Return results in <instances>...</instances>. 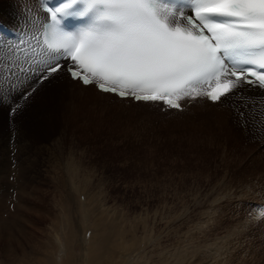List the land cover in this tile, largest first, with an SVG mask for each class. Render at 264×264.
Listing matches in <instances>:
<instances>
[{
  "label": "rangeland",
  "instance_id": "obj_1",
  "mask_svg": "<svg viewBox=\"0 0 264 264\" xmlns=\"http://www.w3.org/2000/svg\"><path fill=\"white\" fill-rule=\"evenodd\" d=\"M26 4L20 29L2 11L17 0H0V24L15 35L0 44L5 68L38 28L41 14ZM57 78L21 77L14 95L0 86V262L17 264L23 249L5 241L23 244L26 232L44 247L73 233L76 264L103 236L102 264H264L263 121L67 104Z\"/></svg>",
  "mask_w": 264,
  "mask_h": 264
},
{
  "label": "snow or ice",
  "instance_id": "obj_2",
  "mask_svg": "<svg viewBox=\"0 0 264 264\" xmlns=\"http://www.w3.org/2000/svg\"><path fill=\"white\" fill-rule=\"evenodd\" d=\"M48 13L26 66L0 61V86L15 91L21 77L42 84L66 68L85 86L173 109L186 97L224 103L243 87L264 89V0H71ZM71 15L88 23L65 32L61 19Z\"/></svg>",
  "mask_w": 264,
  "mask_h": 264
},
{
  "label": "bare ground",
  "instance_id": "obj_3",
  "mask_svg": "<svg viewBox=\"0 0 264 264\" xmlns=\"http://www.w3.org/2000/svg\"><path fill=\"white\" fill-rule=\"evenodd\" d=\"M17 3L19 7L18 10H15L14 8L12 9L8 8L7 10H2V11H4V15L6 16V19H9L12 22H14L17 26H19L20 29H25L28 23V18L24 14V11L25 12L27 11V4H26L27 0H17ZM0 30L2 34L7 33L10 36L9 39H3V40H1L0 37V44L2 45L3 43L2 41H5L10 46L11 42L12 43L14 42L13 40L15 39V35L13 34L12 31H10V29L5 28L1 24H0ZM29 40L27 41V43L29 42ZM23 42L24 44L26 43L25 41ZM22 55L23 58L19 57V60L17 59V56L13 57L12 58L14 59L13 62L15 63L16 61H19L21 65H24L23 60H26L24 59V56H26V54L22 53ZM57 77H61V79L59 80ZM56 78L58 79L57 82L58 85L56 83L55 84L57 85V89L59 90L58 92L61 93V100L63 103H67V104H73L77 102L91 103L92 101L96 103L97 101H99V102H108L111 104H118V105L127 104L130 107H140V106L143 107L146 104V103L128 102V100H119L117 97L112 96L110 94H103L98 92L93 86H88V87L82 86L79 82L70 80L63 71L60 72L55 77L50 78V80L54 81V79ZM261 95L262 93L256 88H252V89L242 88L239 94L233 96V99H231V101L227 103L228 104L227 108L222 107L225 103L212 104L204 101H196L191 106H188L185 111H189V110L192 111L196 109L198 110L199 113H203L207 109H213V110L217 109L216 114L222 115L224 113L228 115V117L232 116L230 118L236 122H239L238 120L241 118L240 113L243 112L245 114V117H243L245 120L250 115L252 117L257 116L258 120L264 122V109H263L264 101L262 100ZM230 98H232V96H230ZM147 105L148 107H153L152 104H146V106ZM152 110L155 111V109ZM185 111L182 112L185 113ZM154 113H157V111H155ZM167 113L171 114L175 112L169 111ZM253 114L255 116H253ZM244 119L242 120L240 119V120L244 121ZM20 230L22 233V230H24L22 226H20ZM63 235H64L62 236L63 240L60 239V235H57L56 237H54L53 241L50 240L51 242H49V244L47 245L45 244V247L43 243H39L35 241L33 237L31 235L29 236L28 233L26 232L23 238L24 240L22 239L23 244L19 240H15V239L13 241H17L16 243L14 242L12 243L11 240H7L5 241V244L6 246L9 247L15 245L19 249L21 248L23 249V256L21 255L22 256L21 258H17L18 260L17 264H76L77 261L75 259V255L71 251L74 250L73 247L75 244L74 243L75 236L73 235V233H71L70 236H66V233H63ZM11 238L13 239L15 237L11 236ZM107 242H108V237L103 236L99 242L90 245L86 253L88 254V256L84 260L85 263L102 264V261L104 259V255L102 253ZM113 255L111 260H113ZM125 258L130 259L129 254L125 255ZM0 264H4V263L1 261Z\"/></svg>",
  "mask_w": 264,
  "mask_h": 264
}]
</instances>
